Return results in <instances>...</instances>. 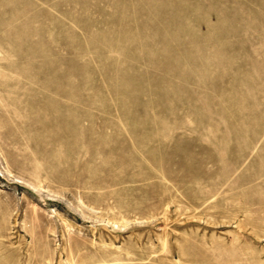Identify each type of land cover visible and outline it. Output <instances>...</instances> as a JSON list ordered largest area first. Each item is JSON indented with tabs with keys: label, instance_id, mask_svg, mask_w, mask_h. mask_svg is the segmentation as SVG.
<instances>
[{
	"label": "rangeland",
	"instance_id": "rangeland-1",
	"mask_svg": "<svg viewBox=\"0 0 264 264\" xmlns=\"http://www.w3.org/2000/svg\"><path fill=\"white\" fill-rule=\"evenodd\" d=\"M0 264H264V0H0Z\"/></svg>",
	"mask_w": 264,
	"mask_h": 264
}]
</instances>
